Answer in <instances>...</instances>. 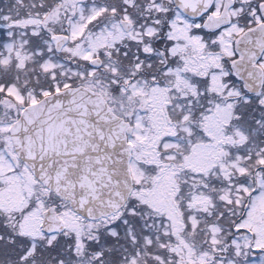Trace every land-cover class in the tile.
I'll list each match as a JSON object with an SVG mask.
<instances>
[{
	"label": "snow or ice",
	"instance_id": "obj_1",
	"mask_svg": "<svg viewBox=\"0 0 264 264\" xmlns=\"http://www.w3.org/2000/svg\"><path fill=\"white\" fill-rule=\"evenodd\" d=\"M0 264H264V0H0Z\"/></svg>",
	"mask_w": 264,
	"mask_h": 264
}]
</instances>
